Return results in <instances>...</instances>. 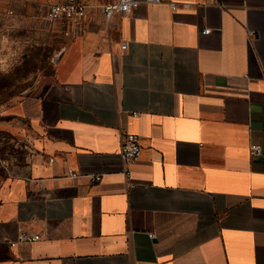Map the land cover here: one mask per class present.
Wrapping results in <instances>:
<instances>
[{"label": "crops", "instance_id": "crops-1", "mask_svg": "<svg viewBox=\"0 0 264 264\" xmlns=\"http://www.w3.org/2000/svg\"><path fill=\"white\" fill-rule=\"evenodd\" d=\"M56 1L0 0L56 48L13 110L33 153L0 184V264H264V0L110 19L90 0L72 35L46 17ZM23 230L38 239L11 246Z\"/></svg>", "mask_w": 264, "mask_h": 264}, {"label": "rangeland", "instance_id": "rangeland-1", "mask_svg": "<svg viewBox=\"0 0 264 264\" xmlns=\"http://www.w3.org/2000/svg\"><path fill=\"white\" fill-rule=\"evenodd\" d=\"M54 43L52 36L0 8V184L24 174L33 153L26 136L10 128L19 118L13 110L30 88L53 75Z\"/></svg>", "mask_w": 264, "mask_h": 264}, {"label": "built area", "instance_id": "built-area-1", "mask_svg": "<svg viewBox=\"0 0 264 264\" xmlns=\"http://www.w3.org/2000/svg\"><path fill=\"white\" fill-rule=\"evenodd\" d=\"M90 0H58L52 2L47 9L46 17L58 24L65 35H72L82 25L87 16V8ZM164 2L163 0H105L101 5L103 13L106 18L110 19L116 14H130L137 11L143 5L158 4ZM172 9L178 7V3H170ZM210 28L203 29V33H209ZM249 34L252 35L253 31L250 30ZM127 47V42L122 43V49ZM261 152L259 145L251 147V153L256 155ZM142 153L141 138L136 133H129L122 141L120 149V158L123 164L122 173L129 178L131 175L130 166L139 160ZM50 158L49 161H53ZM75 174V173H74ZM94 180H100L101 174L93 175ZM153 237L154 234L150 232ZM37 235L30 233L26 230L20 231L16 239L10 242L11 246L23 242H33L37 240Z\"/></svg>", "mask_w": 264, "mask_h": 264}]
</instances>
